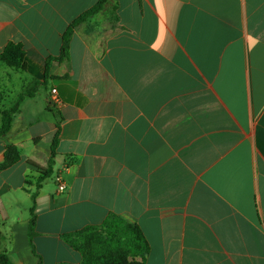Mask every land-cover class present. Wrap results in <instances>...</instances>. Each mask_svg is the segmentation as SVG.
<instances>
[{"label":"crops","instance_id":"0c3cea01","mask_svg":"<svg viewBox=\"0 0 264 264\" xmlns=\"http://www.w3.org/2000/svg\"><path fill=\"white\" fill-rule=\"evenodd\" d=\"M98 1L0 0V54L26 53L24 72L0 61L1 102L42 83L0 138V165L20 153L0 171V254L80 264L64 236L117 215L145 264H264V0H111L47 68Z\"/></svg>","mask_w":264,"mask_h":264},{"label":"trees","instance_id":"16d2710c","mask_svg":"<svg viewBox=\"0 0 264 264\" xmlns=\"http://www.w3.org/2000/svg\"><path fill=\"white\" fill-rule=\"evenodd\" d=\"M111 0H99L91 10L85 12L63 36V45L61 55L58 58L47 61L46 67L49 68L53 62H64L69 59L70 42L77 25L84 22L91 16L104 10ZM25 50L23 45L9 43L0 54V61L7 67L17 72L25 71ZM42 83L34 84V91L19 95L17 101L6 110H0V118L2 121L0 127V138L7 135L11 130L14 117L20 110V105L26 97H33L36 89ZM36 88V89H35ZM1 103V96H0ZM58 141V133L54 138L52 148V159L50 165L52 167L55 157V148ZM20 161V153L14 146H7L5 152V162L0 165V171L6 170ZM52 175V170L46 171L42 179H46ZM36 217L33 214L29 238L31 245L36 236L35 232ZM64 242L73 250L81 255L80 264H145L147 255L150 252L149 244L139 226L130 224L117 215H110L108 219L100 226L90 227L75 233L64 236ZM0 264H12L5 253L0 254ZM69 264V263H60Z\"/></svg>","mask_w":264,"mask_h":264},{"label":"built area","instance_id":"2783aa9c","mask_svg":"<svg viewBox=\"0 0 264 264\" xmlns=\"http://www.w3.org/2000/svg\"><path fill=\"white\" fill-rule=\"evenodd\" d=\"M53 101L58 102V99L56 98V91L53 90ZM56 186H57V190L59 193H64L67 188L65 185V182L63 180V177L61 174H57L54 178Z\"/></svg>","mask_w":264,"mask_h":264},{"label":"rangeland","instance_id":"374dc122","mask_svg":"<svg viewBox=\"0 0 264 264\" xmlns=\"http://www.w3.org/2000/svg\"><path fill=\"white\" fill-rule=\"evenodd\" d=\"M9 69V68H8ZM10 70V69H9ZM5 79H6V77H5ZM15 97L12 95V96H10L8 99H9V101L8 100H5V102H1L0 103V110H4V109H7V108H10L13 104H12V102L11 101H13V99H14Z\"/></svg>","mask_w":264,"mask_h":264}]
</instances>
